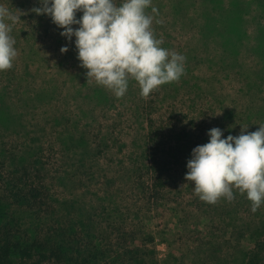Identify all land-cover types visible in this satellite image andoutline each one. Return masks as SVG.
Returning <instances> with one entry per match:
<instances>
[{
	"label": "trees",
	"instance_id": "16d2710c",
	"mask_svg": "<svg viewBox=\"0 0 264 264\" xmlns=\"http://www.w3.org/2000/svg\"><path fill=\"white\" fill-rule=\"evenodd\" d=\"M0 4L21 15L18 56L0 71V264H169L147 228L165 216L172 263L183 250L190 264H264V204L253 213L235 189L208 204L185 179L210 129L264 124V0H151L155 37L186 60L147 99L135 80L122 98L87 83L76 38L31 11L40 0Z\"/></svg>",
	"mask_w": 264,
	"mask_h": 264
},
{
	"label": "clouds",
	"instance_id": "9594fccd",
	"mask_svg": "<svg viewBox=\"0 0 264 264\" xmlns=\"http://www.w3.org/2000/svg\"><path fill=\"white\" fill-rule=\"evenodd\" d=\"M41 7L31 9L46 14L71 41L74 36L77 59L87 69V83L95 81L122 98L130 80L147 99L154 90L179 82L185 74L186 57L161 47L152 29L153 16L146 13L151 0H40ZM50 5V6H49ZM83 13L76 19V13ZM18 13H21L17 10ZM152 12L157 9L152 7ZM20 16L0 4V71L10 70L18 56L11 35ZM72 25H79L74 29ZM61 53L68 48L62 47ZM222 138L220 128H212L210 140L192 150L185 179L194 182L201 201L215 205L221 198L232 202L234 189L246 194L255 213L264 204V124L245 134Z\"/></svg>",
	"mask_w": 264,
	"mask_h": 264
},
{
	"label": "rangeland",
	"instance_id": "374dc122",
	"mask_svg": "<svg viewBox=\"0 0 264 264\" xmlns=\"http://www.w3.org/2000/svg\"><path fill=\"white\" fill-rule=\"evenodd\" d=\"M173 36L175 35L176 38H175V41L178 37V33H175V32H172ZM174 36V37H175ZM112 113L115 112V110H111ZM132 120V119H131ZM130 123V122H129ZM132 126L135 128V123L132 122ZM132 130V129H131ZM128 135L132 136V131H130V129L128 130ZM134 136V135H133ZM132 136V137H133ZM129 140V139H128ZM126 140V141H128ZM114 156L116 157V154H114ZM75 193V195H80V194H83L84 191L82 190V188H76V189H71L69 192H62L61 195L59 196V199H68L70 198L69 196L71 194ZM101 194V193H100ZM92 198V195H89V194H86V200L88 202V200ZM102 205V204H101ZM104 205L106 207H108V204L105 202ZM173 218L170 217V216H165L164 218L160 219L159 217H154L149 223H148V226L147 228L149 230H152V231H155V232H160L159 235H162L163 237H166L165 240H161L158 238V240H155V243L157 244L156 246V255H157V259L160 260V262L164 259L167 260V262H169V264H190L189 261H190V257L189 255H186L185 257L184 256H180L181 253L183 252L180 251L178 252V257H177V260L175 262L172 263V260L169 259V257L167 258V252H168V248L165 244H162V243H159V241H170L172 238V230H173ZM174 232V230H173ZM161 237V236H160ZM162 238V237H161ZM179 245H176L174 246L173 248H177ZM165 260V261H166ZM182 261V262H181Z\"/></svg>",
	"mask_w": 264,
	"mask_h": 264
}]
</instances>
